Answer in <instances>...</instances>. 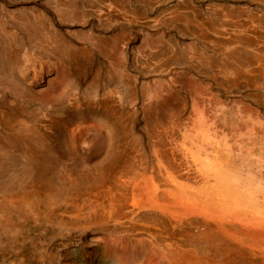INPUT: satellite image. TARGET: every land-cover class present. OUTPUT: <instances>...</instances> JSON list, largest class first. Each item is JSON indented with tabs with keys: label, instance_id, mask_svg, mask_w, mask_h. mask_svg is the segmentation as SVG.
<instances>
[{
	"label": "rangeland",
	"instance_id": "1",
	"mask_svg": "<svg viewBox=\"0 0 264 264\" xmlns=\"http://www.w3.org/2000/svg\"><path fill=\"white\" fill-rule=\"evenodd\" d=\"M195 263L264 264V0H0V264Z\"/></svg>",
	"mask_w": 264,
	"mask_h": 264
},
{
	"label": "bare ground",
	"instance_id": "2",
	"mask_svg": "<svg viewBox=\"0 0 264 264\" xmlns=\"http://www.w3.org/2000/svg\"><path fill=\"white\" fill-rule=\"evenodd\" d=\"M230 168V167H229ZM145 181V180H144ZM134 189V188H133ZM124 195V194H123ZM233 238V237H232ZM180 257V256H179ZM196 264V263H195Z\"/></svg>",
	"mask_w": 264,
	"mask_h": 264
}]
</instances>
